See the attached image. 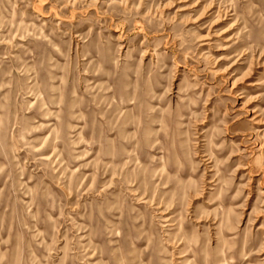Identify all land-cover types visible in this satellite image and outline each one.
Wrapping results in <instances>:
<instances>
[{"label": "rangeland", "instance_id": "374dc122", "mask_svg": "<svg viewBox=\"0 0 264 264\" xmlns=\"http://www.w3.org/2000/svg\"><path fill=\"white\" fill-rule=\"evenodd\" d=\"M0 264H264V0H0Z\"/></svg>", "mask_w": 264, "mask_h": 264}, {"label": "bare ground", "instance_id": "6f19581e", "mask_svg": "<svg viewBox=\"0 0 264 264\" xmlns=\"http://www.w3.org/2000/svg\"><path fill=\"white\" fill-rule=\"evenodd\" d=\"M186 255H184L183 257H185Z\"/></svg>", "mask_w": 264, "mask_h": 264}]
</instances>
